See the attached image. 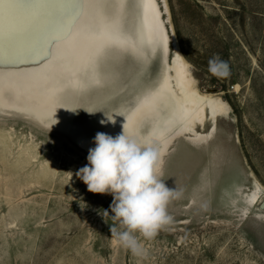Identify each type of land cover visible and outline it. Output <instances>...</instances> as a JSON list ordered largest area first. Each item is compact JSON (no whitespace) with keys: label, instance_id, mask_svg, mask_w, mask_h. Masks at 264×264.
<instances>
[{"label":"rangeland","instance_id":"obj_1","mask_svg":"<svg viewBox=\"0 0 264 264\" xmlns=\"http://www.w3.org/2000/svg\"><path fill=\"white\" fill-rule=\"evenodd\" d=\"M155 1L174 50L166 54L162 38L147 67L129 52L110 51L100 65L104 86L80 99L69 131L0 110V264H264V0ZM54 4L49 40L91 25L81 0ZM214 55L228 62L227 78L209 73ZM175 57L187 64L195 89L224 111L210 115L206 141L168 139L158 175L183 196L168 206L173 223L141 238L146 255L137 257L102 216L112 215V195L89 192L75 175L88 163L77 137L94 134L149 90Z\"/></svg>","mask_w":264,"mask_h":264},{"label":"bare ground","instance_id":"obj_2","mask_svg":"<svg viewBox=\"0 0 264 264\" xmlns=\"http://www.w3.org/2000/svg\"><path fill=\"white\" fill-rule=\"evenodd\" d=\"M109 1L81 0L91 25L74 34L60 29L68 35L55 40H49L47 26L54 0H7L0 5V66L8 64V69L0 67V110L67 132L80 99L104 86L100 65L110 51L129 52L149 66L163 38L156 1L130 0L131 27L125 20L129 0H113L111 15L106 10ZM175 58L149 90L124 103L94 134L78 135L77 144L88 153L97 132L116 136L124 130L158 146L161 168L172 135L206 141L210 115L224 110L195 89L187 64ZM146 124L149 129L144 132Z\"/></svg>","mask_w":264,"mask_h":264},{"label":"clouds","instance_id":"obj_3","mask_svg":"<svg viewBox=\"0 0 264 264\" xmlns=\"http://www.w3.org/2000/svg\"><path fill=\"white\" fill-rule=\"evenodd\" d=\"M208 71L216 78H227L230 66L214 55L208 61ZM94 145L88 150V163L75 175L89 192L112 195V215L107 210L102 214L104 219L110 217L113 221L111 236L133 256L143 257L146 250L142 239L155 238L173 223L168 206L182 198L183 189L167 187L158 175L160 151L154 143H146L123 130L116 136L97 132Z\"/></svg>","mask_w":264,"mask_h":264},{"label":"water","instance_id":"obj_4","mask_svg":"<svg viewBox=\"0 0 264 264\" xmlns=\"http://www.w3.org/2000/svg\"><path fill=\"white\" fill-rule=\"evenodd\" d=\"M163 44H164V50H165L166 54H167L168 50H170L171 52L174 50V47H172V48L171 47H167V41L164 38H163Z\"/></svg>","mask_w":264,"mask_h":264},{"label":"snow or ice","instance_id":"obj_5","mask_svg":"<svg viewBox=\"0 0 264 264\" xmlns=\"http://www.w3.org/2000/svg\"><path fill=\"white\" fill-rule=\"evenodd\" d=\"M7 2V0H0V5H3Z\"/></svg>","mask_w":264,"mask_h":264}]
</instances>
